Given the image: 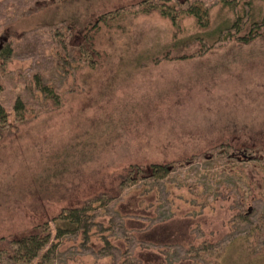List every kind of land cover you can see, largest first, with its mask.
Masks as SVG:
<instances>
[{
    "label": "rangeland",
    "instance_id": "obj_1",
    "mask_svg": "<svg viewBox=\"0 0 264 264\" xmlns=\"http://www.w3.org/2000/svg\"><path fill=\"white\" fill-rule=\"evenodd\" d=\"M141 1L0 0V240L106 192L88 240L54 231L59 260L264 264V0H197L206 28ZM109 13L91 59L82 34ZM133 163L175 170L120 192Z\"/></svg>",
    "mask_w": 264,
    "mask_h": 264
},
{
    "label": "trees",
    "instance_id": "obj_2",
    "mask_svg": "<svg viewBox=\"0 0 264 264\" xmlns=\"http://www.w3.org/2000/svg\"><path fill=\"white\" fill-rule=\"evenodd\" d=\"M139 8V13L151 14L158 12L161 16L169 19L172 25L176 28L180 27L181 21L185 17H194L200 27L206 28L210 25V13L209 9L201 2L195 0L188 8L182 9L178 4H169L166 0H142ZM112 14H104L99 17L96 23L92 26V29H86L82 34L83 47H85L90 58L92 59L93 53V40L95 38L94 33L100 27V23L107 20ZM94 32V33H93ZM8 38L2 39L0 36V55H2L7 49ZM90 49V50H89ZM42 91L48 93L49 98L55 99L56 94L50 86L43 85ZM4 89V84L0 80V92ZM21 98H18L14 105L15 122H23L25 120V108ZM8 115L5 109L0 105V138L3 137V129L8 126ZM13 125V124H12ZM14 126V125H13ZM172 164H160L151 163L147 167L139 164H130L125 172L120 176V183L118 189L120 192H124L130 187L138 184L145 179H164L174 172ZM115 197L109 194L101 193L88 199L82 206L79 207H67L63 208L60 213L52 219L55 222L54 228L49 224L50 222H44L34 227V231L10 239L1 238L0 240V258H7L13 264H67V260H59L57 256L58 244L53 241L54 231L56 236L63 237L69 231H79L83 229L86 239H89V233L87 232L88 226H84L82 223L84 218L89 217L92 208L101 203L108 202ZM62 223V224H60ZM85 228V229H84ZM134 229V226H132ZM85 230V231H84ZM132 258L133 264H138L139 260L134 259L129 254H122V258ZM142 261V257L140 258ZM144 259V258H143ZM148 260V259H147ZM146 261V260H144ZM118 264H122L118 261ZM150 262V260H149Z\"/></svg>",
    "mask_w": 264,
    "mask_h": 264
}]
</instances>
